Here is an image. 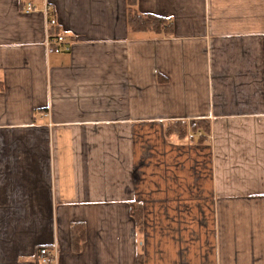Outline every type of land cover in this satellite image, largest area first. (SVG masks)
I'll return each mask as SVG.
<instances>
[{
  "label": "crops",
  "instance_id": "crops-1",
  "mask_svg": "<svg viewBox=\"0 0 264 264\" xmlns=\"http://www.w3.org/2000/svg\"><path fill=\"white\" fill-rule=\"evenodd\" d=\"M127 2L0 0V264H264V0Z\"/></svg>",
  "mask_w": 264,
  "mask_h": 264
},
{
  "label": "trees",
  "instance_id": "trees-1",
  "mask_svg": "<svg viewBox=\"0 0 264 264\" xmlns=\"http://www.w3.org/2000/svg\"><path fill=\"white\" fill-rule=\"evenodd\" d=\"M129 12H128V24L132 32L144 33V32H155L160 33L162 27H165L167 32L172 31V24L169 20L161 18L154 15H140L137 11V0H128ZM209 123L207 122H198L196 125H193L191 128L193 131H198L202 129L205 133L210 132ZM188 125L186 122H174L169 124L167 127V135H177L181 140L187 137ZM200 142H204L205 138L200 139ZM132 216L135 219L136 225L141 232L143 229V210L141 205H132ZM86 229L84 224L77 223L71 227V239H72V249L75 252H79L82 249V244L85 241ZM143 256H139L137 259L138 264H144Z\"/></svg>",
  "mask_w": 264,
  "mask_h": 264
},
{
  "label": "built area",
  "instance_id": "built-area-1",
  "mask_svg": "<svg viewBox=\"0 0 264 264\" xmlns=\"http://www.w3.org/2000/svg\"><path fill=\"white\" fill-rule=\"evenodd\" d=\"M22 10L25 14H29L36 11V7L32 3H26L22 6ZM45 16L48 19L47 22V38L46 48L49 54H63L70 50V45L66 40V36L62 33H54V29L58 26V20L55 19L51 7H45L43 10ZM38 264H59V257L56 250L43 247L40 248L37 254Z\"/></svg>",
  "mask_w": 264,
  "mask_h": 264
}]
</instances>
